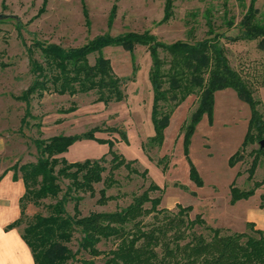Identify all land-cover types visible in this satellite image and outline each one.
Returning <instances> with one entry per match:
<instances>
[{
	"label": "rangeland",
	"instance_id": "1",
	"mask_svg": "<svg viewBox=\"0 0 264 264\" xmlns=\"http://www.w3.org/2000/svg\"><path fill=\"white\" fill-rule=\"evenodd\" d=\"M3 0H0V8ZM6 1V0H5ZM173 17L161 22L165 15V0H7L9 9L0 13L13 16L0 21V131L8 142V163L34 161L37 150L33 139H47L55 135L82 136L99 127L93 137L77 139L65 153L71 162L98 159L112 147L134 164L140 171L148 170V177L130 174L126 168L116 172L119 184L107 190L117 196L106 204H100L103 182L95 184V194L81 193V215L94 211H114L127 206L134 194H140L153 181L161 190L151 195L161 196L160 208L178 211L177 206H193L190 217L203 215L207 224L221 229L223 235L234 232H251L248 227L253 215L264 204L261 195L264 185L248 199L233 203L231 185L235 181L241 189L253 186L247 169L252 156L249 154L260 143L249 145L244 160L235 166L231 156L241 148L248 132L251 117L250 105L240 99L232 88L219 90L215 95L214 111L204 114L196 125L186 148L185 123L198 105V95L189 96L173 113L165 130L161 147L145 143L155 134L152 122L153 89L150 81L152 57L146 46L137 45L134 53L122 46H106L103 54L111 60L114 72L123 79L125 98L108 104L95 102L96 93H78L74 96L46 93L40 98H30L31 115L26 116V102L18 100L33 82L30 71L27 45L34 39L54 42L64 47H80L100 35L117 37L127 32L150 31L164 42L178 40L195 42L208 36L207 18L212 17L216 30L225 33L222 42L231 65L254 86L255 96L262 101L264 112V50L258 40L230 37L241 34L240 21L245 15L250 0H173ZM258 17L264 19V0H257ZM36 15H39L38 17ZM17 17L25 25L22 37L17 30ZM234 20V26L228 20ZM162 57L166 53L160 51ZM98 53L89 56L95 62ZM36 57L41 59L38 51ZM6 65L5 67L2 65ZM26 116V117H25ZM25 117L26 121H22ZM116 128V129H114ZM114 129V130H113ZM110 159V156H108ZM162 160V164L158 161ZM109 168V163H106ZM195 167L202 184L191 177ZM238 172L241 175L237 176ZM108 172L104 174L107 175ZM264 178V157L261 158L254 180ZM68 180L62 182L63 186ZM49 202V201H46ZM74 201L68 203V211L74 214ZM149 207L150 204H147ZM43 208L29 204L27 220ZM43 211H46L43 209ZM146 222L152 216H146ZM260 221V220H259ZM256 229L260 222H254ZM198 232L209 236L204 227ZM264 230V229H263ZM81 234L76 232L69 246L77 251ZM114 240H104L98 247L104 254L93 257L82 251L79 259L105 264L107 252L116 246ZM75 264H81L80 260Z\"/></svg>",
	"mask_w": 264,
	"mask_h": 264
},
{
	"label": "trees",
	"instance_id": "2",
	"mask_svg": "<svg viewBox=\"0 0 264 264\" xmlns=\"http://www.w3.org/2000/svg\"><path fill=\"white\" fill-rule=\"evenodd\" d=\"M256 2L250 0L239 23L240 36L228 38L233 41L258 40L259 48L264 50V19L258 17ZM173 10V0H165V15L161 22L169 21L173 17ZM15 18L16 28L22 37L25 24ZM227 23L230 27L235 24L232 19ZM207 26L208 36L195 42L178 40L168 43L159 40L150 31H131L117 37L100 35L83 46L67 48L40 39H34L32 44L27 45L23 37L34 80L17 98L26 102V116L31 115L30 98L34 95L42 98L50 92L70 96L94 92L97 95L95 102L108 104L120 101L126 96L123 79L114 72L111 60L103 54V49L109 45L122 46L134 53L137 45L146 46L152 57L150 81L155 134L145 143V148L147 145L161 147L165 130L175 110L189 96L198 95V105L189 122L184 125L187 148L203 115L213 114L216 92L232 88L240 99L250 105L251 117L245 140L241 148L231 156L230 164L235 166L244 160L246 148L260 143L259 148L249 153L252 161L247 172L249 180H253V186L241 189L235 181L231 185L233 203L248 199L264 185V178L254 180L261 158L264 157L262 101L255 96L254 86L231 65L222 42L226 35L216 30L209 14ZM38 51L41 59L36 57ZM160 51L165 52L166 56L162 57ZM96 52L98 56L91 63L89 56ZM25 117L22 119L24 122ZM96 130L102 129L95 127L82 136L55 135L47 139H33L37 150L36 159L12 166L14 177L24 182L25 193L20 201L21 217L9 227L22 225L27 220L26 211L30 203L46 210L33 213L23 227L22 236L31 248L36 264H75L79 260L81 264H95L93 260L79 259L78 255L82 251L93 257L104 254L98 247L104 240L117 242L115 248L107 252L105 264H264L263 229H256L255 224L249 222L251 232L223 235L221 229L208 225L203 215L196 214L191 218V205H178L176 212L160 208L162 197H153L151 193L161 189L153 181L142 193L134 194L132 201L123 208L94 211L82 216L81 193L89 192L93 196L96 192L95 184H104L100 190V204L117 198L108 195L107 190L119 184L115 177L119 169L124 167L129 175L148 177L147 169L140 171L134 166L136 160L127 159L112 147L98 159L71 162L65 157L77 139L93 137ZM162 162L160 160L158 164ZM106 163H109V168ZM190 174L198 184H202L195 167L191 166ZM64 180H68L66 186L62 185ZM261 198L264 202V194ZM70 201L75 202L74 214L67 208ZM261 206L264 207V204ZM150 215L152 221L146 222L144 218ZM197 226L204 227L211 234L207 236L198 232ZM76 232L81 237L79 249L74 251L69 244Z\"/></svg>",
	"mask_w": 264,
	"mask_h": 264
},
{
	"label": "crops",
	"instance_id": "3",
	"mask_svg": "<svg viewBox=\"0 0 264 264\" xmlns=\"http://www.w3.org/2000/svg\"><path fill=\"white\" fill-rule=\"evenodd\" d=\"M8 6L7 0L5 6L3 0L0 11L9 9ZM7 155V138L0 131V264H36L32 250L22 236L23 226L9 227L21 217L20 201L25 193V185L21 178L14 177L15 171L8 163ZM247 214L254 216L248 223L260 222V228L264 229V207L249 211L245 216Z\"/></svg>",
	"mask_w": 264,
	"mask_h": 264
},
{
	"label": "water",
	"instance_id": "4",
	"mask_svg": "<svg viewBox=\"0 0 264 264\" xmlns=\"http://www.w3.org/2000/svg\"><path fill=\"white\" fill-rule=\"evenodd\" d=\"M5 18H8V15L0 13V20H3ZM262 146H264V141H262Z\"/></svg>",
	"mask_w": 264,
	"mask_h": 264
}]
</instances>
